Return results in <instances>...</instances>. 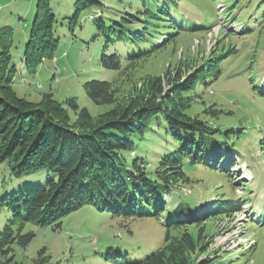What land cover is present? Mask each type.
Wrapping results in <instances>:
<instances>
[{
	"label": "rangeland",
	"instance_id": "374dc122",
	"mask_svg": "<svg viewBox=\"0 0 264 264\" xmlns=\"http://www.w3.org/2000/svg\"><path fill=\"white\" fill-rule=\"evenodd\" d=\"M83 1L50 0L57 17V49L54 56L45 58L34 69L25 64L23 53L38 0H0V31L3 40L12 43L11 67L18 69L14 82L18 95L40 102L45 93H52L74 122L77 113L67 103L69 98L74 97L95 117L113 107L89 98L84 88L89 80H114L119 99H126L142 86L145 76L162 74L187 61L193 62L192 71L202 65L204 57L211 58L217 52V57H222V72L207 86L210 94H206L205 102L199 99L192 110L221 129L243 127L241 133L229 139L239 154L232 150L225 168L214 161L194 163L186 159L188 181H177L175 185L181 188L165 198L170 199L172 207L181 200L196 206L222 198L243 199V210L235 213L229 223L228 219H214L208 230L214 234L211 251L217 250L225 264H264V0H99L101 5L88 7H83ZM146 6L160 12L167 24L170 22L165 14L171 12L183 28L213 25L207 30L182 31L176 42L136 59L138 63L129 74L118 75L117 70L103 64L102 55H111L115 44L106 48L100 22L117 27L120 22L141 24L147 19ZM78 11L79 16L73 19ZM129 36L134 45L141 43L140 35ZM163 38L158 37V43ZM233 48L236 51L230 52ZM145 49L151 50L150 46ZM213 101L223 110L216 118L204 111ZM157 117L162 122L154 119V130L137 138L132 152V158H138L148 170H154L160 158L179 145L166 130L163 115ZM219 155L226 161L224 148ZM48 178L42 170L15 177L8 166L0 165V196L24 183H44ZM6 219V208L0 202V226ZM28 231H33L35 237L26 247L14 244V260L7 264H118L106 258L110 246L125 244L142 258L163 244L167 226L158 215L128 219L89 203L57 222H28L24 232Z\"/></svg>",
	"mask_w": 264,
	"mask_h": 264
},
{
	"label": "trees",
	"instance_id": "16d2710c",
	"mask_svg": "<svg viewBox=\"0 0 264 264\" xmlns=\"http://www.w3.org/2000/svg\"><path fill=\"white\" fill-rule=\"evenodd\" d=\"M101 4L99 0L83 1V7ZM145 11L147 19L141 24L120 22L117 27L100 22L106 48L115 44L111 55H102L103 64L117 70L118 75L129 74L138 63L136 59L176 42L182 31L207 30L213 25L183 28L178 16L171 12L165 14L170 22L167 24L160 12L147 6ZM78 16L79 11L73 19ZM56 21L50 0H38L37 15L23 53L27 66L35 69L45 58L54 56L58 42ZM2 33L0 165L8 166L15 177L42 170L49 178L44 183H24L0 196L7 211L6 222L0 226V264L14 260V244L26 247L33 240V231L24 232L28 222H57L89 203L128 219L158 215L166 223L163 244L151 254L140 258L132 248L117 244L109 247L108 260L118 264H225L218 258L217 250L211 251L214 234L208 230L214 219H228L229 223L234 212L243 208L244 200L222 198L196 206L181 200L172 207L170 199L165 198L177 191V181H188L184 172L186 159L194 163L214 161L225 168L231 159L229 153L237 152L229 139L241 133L243 127L221 129L192 110L199 99L204 103L206 94H210L207 86L221 74L222 57H217V52L211 58L204 57L202 65L192 71L193 62L187 61L162 74H149L141 87L121 100L114 80H89L84 84L89 98L96 104L113 107L95 117L87 108H81L74 97L69 98L67 103L77 113L73 122L68 109L52 93H45L40 102L18 95L14 88L18 69L11 67L12 43L4 41ZM130 34L140 35L141 43L134 45ZM163 36L158 43V37ZM147 46L151 50L145 49ZM234 51L235 48L230 50ZM217 105L213 101L205 113L216 118L223 112ZM159 114L179 145L165 153L154 170H148L138 158H132V152L137 147L136 139L143 138L149 129L154 130L153 120L162 122ZM221 148L228 155L226 161L219 159Z\"/></svg>",
	"mask_w": 264,
	"mask_h": 264
},
{
	"label": "crops",
	"instance_id": "0c3cea01",
	"mask_svg": "<svg viewBox=\"0 0 264 264\" xmlns=\"http://www.w3.org/2000/svg\"><path fill=\"white\" fill-rule=\"evenodd\" d=\"M2 27H5V25L4 26H2ZM1 28V27H0Z\"/></svg>",
	"mask_w": 264,
	"mask_h": 264
}]
</instances>
